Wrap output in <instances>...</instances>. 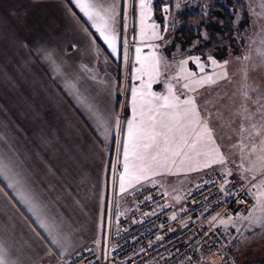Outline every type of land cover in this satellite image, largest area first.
Instances as JSON below:
<instances>
[{"label":"snow or ice","instance_id":"6c2138e0","mask_svg":"<svg viewBox=\"0 0 264 264\" xmlns=\"http://www.w3.org/2000/svg\"><path fill=\"white\" fill-rule=\"evenodd\" d=\"M68 2L81 14L77 15L69 10L86 41V47L72 43L70 48L93 54L96 62L100 59L101 48L105 47L107 55L111 57L120 58L122 54L127 66L131 50L127 36L128 19L130 10L135 13V55L130 74L132 81L138 83L134 82L130 86V96L126 98L130 114L126 118H122V114L117 113L114 108L103 107L95 95L83 89V79H97L93 74L94 69L88 63L81 59L77 62V67L72 69L69 63L71 58L66 50H57L44 43L21 41V46L28 50V60L25 63L35 60L46 65L45 71L57 89L72 96L95 122L97 145L107 146V141L114 140L115 154L109 155L108 160L103 162L104 194L98 197L97 205L96 228L99 235L94 242L101 246L103 259L108 261L109 258L107 240L111 229L112 208L115 204L119 209L121 194H130L128 190L136 193L145 184L156 187L157 182L162 183L167 176L180 179L194 171L215 170L217 165L222 173L231 174L232 169L227 167L229 161L224 152V144L220 142L223 137L217 135L214 121L226 130L225 135L230 141L228 147L239 153L235 168L243 183L238 187L242 191L247 189L253 202L246 210V215L236 211L235 216H222L220 213L210 216L209 227L221 225L222 235H232L229 232L231 226L236 230L237 239H244V231H252L257 227L264 233V89L250 82L248 75L250 71L264 66V23L253 21L258 28L249 37L244 52L236 56L241 62V77L237 92L233 95L238 94L239 101L229 97L230 105L216 107L203 93L208 90L215 96L220 82H232L227 70L229 60L217 59L211 53L203 59L202 54L188 52L179 53V59L176 58V53H173L171 59L166 57L160 51L165 43L161 27L152 19L153 0ZM175 6L179 9L181 4L177 2ZM206 8L207 5L202 6L203 15H207ZM252 8L253 5H249L250 11ZM259 8L261 11L255 15L264 17V0H260ZM163 9L167 14L169 3H164ZM236 16L240 19L239 12ZM168 27L165 15L163 31L166 32ZM202 35L207 38V32ZM167 42L171 43L170 40ZM197 43L198 40L189 46L190 49ZM176 47L179 50V45ZM190 62L195 65L196 70L189 67ZM157 83L163 85L159 91L153 87ZM114 87L109 82V88ZM121 90L123 91V85ZM111 95L112 92L109 91V96ZM227 96L225 91L217 103ZM121 107L123 109V103ZM0 142L7 146V150H0V194L5 201L4 210L7 213L9 205L13 208L19 206L29 214L32 231L44 246L45 253H56L58 259L55 264H76L73 254L80 256V252L75 250L74 236L68 230L65 218L54 213L38 194L28 170L16 155L8 138L0 137ZM100 150L103 154L102 147ZM207 183L214 182L209 180ZM227 184L228 176L224 175L219 190L225 195L229 194L225 190ZM200 186L195 185L197 190ZM232 194H235V189ZM157 195L168 196V192L158 191ZM147 199L152 200L153 197L149 195ZM181 199L184 198L175 196V200ZM202 199L204 207L201 215L211 211L209 197ZM195 203L193 199V204ZM165 206H168L167 201ZM215 206L219 207V203ZM182 211H187V208ZM115 215L118 217L121 213L117 210ZM177 215L178 212L174 211L170 219L175 220ZM11 219L12 216L8 215L7 220L0 222V264H19L7 243V234L12 227L7 221ZM168 231L172 229L169 228ZM156 239L159 241L163 237L157 236ZM196 243L200 254L195 258L193 254H186L185 260L180 261V264H196L197 260L206 259L201 250V242ZM216 247L217 254H221L222 246ZM112 251L115 252V246ZM143 251L145 249L141 248L140 252ZM167 255L172 256V253L168 252ZM111 264L115 262L112 261ZM165 264H168L167 260Z\"/></svg>","mask_w":264,"mask_h":264},{"label":"crops","instance_id":"0c3cea01","mask_svg":"<svg viewBox=\"0 0 264 264\" xmlns=\"http://www.w3.org/2000/svg\"><path fill=\"white\" fill-rule=\"evenodd\" d=\"M155 1L152 19L161 25L162 30L163 22L158 20H164V3L155 9ZM199 1L193 0L189 5L194 6ZM176 2L165 0L170 5L169 16L175 13L177 18L186 9L182 5L176 8ZM69 10L81 15L68 0H0V137L8 138L41 198L54 213L65 218L68 230L74 236L75 250L81 252L93 249L101 252V246L94 242L99 235L96 228L97 205L98 197L104 194L103 162L108 160L109 155L115 154L114 140L107 141V146L97 145L95 122L72 96L57 89L45 71L46 65L35 60L25 63L28 50L21 46V41L44 43L57 50H66L71 58L69 63L72 69L77 67L81 59L88 63L97 79H83V89L95 95L103 107L114 108L117 113H120L121 108V85L126 84L127 98L130 96L131 84L138 81H132L128 76L124 83L122 54L120 58L111 57L102 47L100 59L96 62L93 54L70 48L72 43L86 47V41ZM168 19L170 21V17ZM134 34L135 13L130 10L127 36L131 49L135 44ZM162 34L165 43L160 51L169 59L173 52L178 55L186 52L185 46L180 45L171 33L165 35L162 30ZM169 40L171 43L167 42ZM109 82L115 87L110 89ZM153 87L159 91L163 85L157 83ZM109 91L112 92L111 96ZM222 93L219 90L212 96L205 90L203 96L209 97L216 107L230 105L233 98L230 92L222 102L217 103ZM236 98L239 101V96ZM128 114L130 111L125 100L122 118ZM0 150H7L3 142H0ZM233 163L229 162L228 167ZM207 170L192 172L189 180L192 181ZM150 186L144 185L140 189ZM125 196L121 194L120 201ZM181 202L182 199L177 203H169L178 205ZM4 203L3 195L0 194V222L7 220L8 215L12 216L7 221L12 225L7 234V243L19 264H55L58 259L56 253H45L44 246L32 231L29 214L19 206L13 208L11 205L6 213Z\"/></svg>","mask_w":264,"mask_h":264},{"label":"built area","instance_id":"2783aa9c","mask_svg":"<svg viewBox=\"0 0 264 264\" xmlns=\"http://www.w3.org/2000/svg\"><path fill=\"white\" fill-rule=\"evenodd\" d=\"M178 1L185 3L191 0ZM120 101L123 103L125 99L121 98ZM223 176L224 174L216 168L198 175L189 182L184 199L178 205L170 204L167 196L157 195L158 191L164 192L159 185L128 194L120 201L119 209L115 207V204L112 208L111 229L107 240L108 261L103 259L102 252L93 249L81 251L80 256L74 254L73 259L76 264H111L112 261L115 264H122V262L165 264V260L168 264H180V261L185 260L186 254H193L194 258L200 254L197 252L196 243L200 241L201 250L206 259L197 260L196 264L211 263L212 259L218 256L216 246H222V254L223 249L230 244V237L227 234H221L223 232L221 225L210 228L209 217L216 213L222 216H235L236 211L246 215V210L253 202L247 194V189L243 191L239 189L238 185L242 182L235 178H228L229 184L225 185V190L229 194L225 195L221 192L219 185L223 182ZM209 180L214 183H207ZM196 184L201 185L199 190L196 189ZM234 189L235 194H232ZM149 195L153 197L152 200L147 199ZM203 197H209L211 211L201 215L204 207ZM237 198H239V204H237ZM193 199L196 201L195 204ZM165 201H167V207ZM218 203L219 207H216ZM185 208L187 211H182ZM117 210L121 213L118 217L115 215ZM174 211L178 212V215L175 220H172L170 217ZM169 228L172 231H168ZM157 236H162L163 239L158 241ZM209 245L215 246L209 248ZM113 246H115V252L112 251ZM141 248L145 251L140 252ZM168 252H171L172 256H168Z\"/></svg>","mask_w":264,"mask_h":264},{"label":"rangeland","instance_id":"374dc122","mask_svg":"<svg viewBox=\"0 0 264 264\" xmlns=\"http://www.w3.org/2000/svg\"><path fill=\"white\" fill-rule=\"evenodd\" d=\"M176 1H178V0H175V2ZM221 1L226 2V0L225 1L221 0ZM243 1H245V3L247 5H246V7L244 9L238 8L239 10L237 12L240 13V19H237V17H236V21H239V22L242 21L243 22V26L249 25V28L247 29V31L244 30L242 32L237 33L238 36L242 37L241 40H239V41L241 43L240 44L241 47L245 50V48L248 46L249 37L251 35H254L255 31L258 28L257 25L253 24V21H257L258 20L261 23H264V17H260V16L255 15V13H259L261 11V9L259 8L260 0H243ZM215 2H216V0H215ZM249 5H253V8H252L251 11L249 9ZM162 9H163V7H162ZM163 11H164V9H163ZM169 12H170V10H169ZM169 12L166 14L165 11H164V14H163L164 17H165V15H167V23H168L169 28H170V31L167 30L166 32H164L165 35L169 34V33H171V35H172V31H173L172 28H173L174 22L171 19H173L174 17L176 19L175 13L171 17V16H169L170 15ZM168 17H170V21H169ZM158 21L159 22H163L162 26L164 28V20L163 21L162 20H158ZM200 24L201 25L203 24L201 19H196L195 26L200 25ZM160 27H161V25H160ZM163 28H162V30H163ZM203 32H205V31L203 30ZM203 32H199L197 34L198 37L193 42H196L197 40L200 41L201 39H203L204 38L203 35H202ZM172 42L174 43V40ZM145 51H147V49H145ZM173 53H176V52H173ZM188 53L196 54V53L192 52L191 49H188ZM134 55H135V52H134V48L132 47V49L130 50V59H129V62H128L127 66H125V64L123 62V68H122L123 73H122V76H123V79H124V83H126V79L127 78H129V77L131 78V74L130 73H131L132 61L134 60ZM165 56L167 57V55H165ZM172 56H173V54L171 55V57ZM226 56H228L226 59H228L229 62H234L232 64V66L233 67L236 66L235 65V61H238V60L236 58H234V59L230 58L231 56H229V53H226ZM205 57L202 56V59L205 58ZM176 58L179 59L180 55L176 54ZM240 63L241 62H239V64H238L239 68H240ZM189 67L192 68L193 70H196L195 69V65L192 64L191 62L189 63ZM206 71H211V69H206ZM250 73H253V75L250 78V82H252L255 85H258L261 89H264V66L258 67L256 69V72L254 70L253 72L250 71ZM257 74H258V76H257ZM236 78H235L236 82H234L236 84L235 85L236 90L230 91L231 94H234V93L237 92L238 82H239L240 79H236ZM125 85L123 86V91L122 90L120 91V96L123 99L126 98L125 97V95H126V87H125ZM219 86L221 87L220 89H219ZM219 90H222L223 93L225 91L228 93L227 82L226 81H222V82H220L218 84L217 93L219 92ZM236 96H238V94L237 95H232V97H233L232 99H235L237 101L238 98H236ZM121 98H120V100H121ZM123 104L125 106V101L123 102ZM121 105H122V101H121ZM121 109L122 108H120V112H121ZM122 112H124V107L122 109ZM214 126H216L217 135L223 137L220 140V142L222 144H224V152H225V154L228 157V161L229 162H234L232 165L229 164L230 167H228V165H227V167L232 169V172H231L232 174H234V175L236 174V176H238V174L236 172V168H235V163H238L237 160H239V156H238V159L237 158L234 159V154L236 152H233V150L228 147L230 141L227 139L225 133L221 134L222 131H226V130L224 128H222L216 121H214ZM217 166L220 167L219 165H217ZM226 175L228 176L229 174L226 173ZM190 178H191V173H189L186 177H182L180 179H177L175 176H167V177L163 178V182L162 183H160L158 181L157 184L159 186H161L163 191H167L168 192L167 199H168L169 202L177 203L180 200L179 201L175 200V196L176 195H180L181 197L184 196V194L186 193V191L188 189V184H189V181H190L189 179ZM239 181H241V180H239ZM241 182L243 183V181H241ZM146 185H151V184H145V186ZM129 191H131V190H129ZM229 228H232V227L229 226ZM232 229H234V231H233V234H232V239L233 240H232V245H231L230 249L228 251H226L225 253H222V254L216 256L214 259H212L211 263H209V264H259V263H261L262 261H260V259H262V260L264 259V233H262L261 230L258 227L253 229L252 231H244L243 228H242V231H244V237L245 238L244 239H237L236 230H235V228H232Z\"/></svg>","mask_w":264,"mask_h":264},{"label":"trees","instance_id":"16d2710c","mask_svg":"<svg viewBox=\"0 0 264 264\" xmlns=\"http://www.w3.org/2000/svg\"><path fill=\"white\" fill-rule=\"evenodd\" d=\"M193 0L189 2H179L182 6L185 7L186 11L181 13L177 18H173V28L172 35L174 39L180 43V45L185 46L186 52L190 49V45H192L194 40L198 37L199 32H207V38L201 39L199 43L195 45L194 48H191L192 52L196 54H202V56H206L211 53L217 59L223 60L226 59V53H229L230 58H236L237 55H240L244 52V49L241 47V36H238L237 33L242 32L249 28V25L243 26V22L236 21V13L240 9H244L246 7V3L243 0H226L223 2L221 0H200L199 2H195L194 6H190ZM221 1V2H220ZM225 1V0H224ZM155 9L158 8L159 4L162 5L165 3V0H156ZM199 5V6H198ZM207 5L205 11L207 15L202 14V6ZM189 6V8H188ZM196 19H201L202 23L195 26ZM178 21V22H177ZM222 21V23H221ZM251 26V25H250ZM201 37V36H200ZM240 45V46H239ZM240 61H235L236 66H232L234 62H229L227 66V70L231 75V83L227 82L228 92L236 90L235 88V78L240 79V68L238 67ZM236 71V72H235ZM253 72V71H252ZM256 72V70H255ZM237 73V74H236ZM249 80L253 73L249 72ZM258 76V74H257ZM231 88V89H230ZM231 93V92H230ZM234 152V151H233ZM237 153V154H236ZM234 155L235 158L238 159L239 153L236 152ZM216 169L220 170V167L215 166ZM226 175V173H223ZM228 178H235L240 180L239 176L228 175ZM234 229L229 228V232L233 234ZM230 237V244L228 247L223 249L222 253L228 251L232 245V235ZM262 261L259 264H264V259H260ZM204 264H209L206 262Z\"/></svg>","mask_w":264,"mask_h":264}]
</instances>
